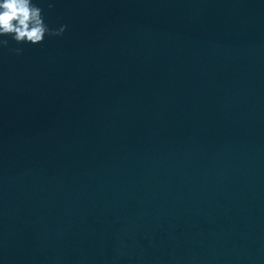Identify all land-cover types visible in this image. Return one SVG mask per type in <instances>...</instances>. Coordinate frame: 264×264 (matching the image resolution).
Here are the masks:
<instances>
[{
	"label": "water",
	"instance_id": "1",
	"mask_svg": "<svg viewBox=\"0 0 264 264\" xmlns=\"http://www.w3.org/2000/svg\"><path fill=\"white\" fill-rule=\"evenodd\" d=\"M34 2L68 30L0 51V264H264V0Z\"/></svg>",
	"mask_w": 264,
	"mask_h": 264
},
{
	"label": "clouds",
	"instance_id": "2",
	"mask_svg": "<svg viewBox=\"0 0 264 264\" xmlns=\"http://www.w3.org/2000/svg\"><path fill=\"white\" fill-rule=\"evenodd\" d=\"M49 10L54 5L49 2ZM66 24L50 28L46 23L44 9L34 0H0V51L9 49L11 38L17 45H43L49 38L63 37L67 32ZM22 55L24 49H9Z\"/></svg>",
	"mask_w": 264,
	"mask_h": 264
}]
</instances>
